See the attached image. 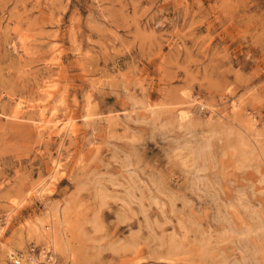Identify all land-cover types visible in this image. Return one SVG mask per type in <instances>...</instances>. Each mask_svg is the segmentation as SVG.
<instances>
[{
  "label": "rangeland",
  "instance_id": "obj_1",
  "mask_svg": "<svg viewBox=\"0 0 264 264\" xmlns=\"http://www.w3.org/2000/svg\"><path fill=\"white\" fill-rule=\"evenodd\" d=\"M51 257L264 264V0H0V264Z\"/></svg>",
  "mask_w": 264,
  "mask_h": 264
},
{
  "label": "bare ground",
  "instance_id": "obj_2",
  "mask_svg": "<svg viewBox=\"0 0 264 264\" xmlns=\"http://www.w3.org/2000/svg\"><path fill=\"white\" fill-rule=\"evenodd\" d=\"M52 90V89H51ZM43 92V95H50L49 92H50V86L49 84L48 85H44V87L42 88L41 90ZM52 92V91H51ZM55 93V92H54ZM41 94V93H40ZM194 101V100H193ZM45 103V102H44ZM235 105V103H234ZM236 107V105H235ZM234 107V108H235ZM42 110V109H41ZM218 110V109H217ZM21 111V110H20ZM43 111V110H42ZM191 111L189 109H181L178 114H177V122H178V126L180 127H184L186 125V122L187 120L190 121L191 119ZM224 113V112H223ZM217 114V112H216ZM214 114V115H216ZM225 114V113H224ZM22 115V114H21ZM37 116V115H36ZM70 116H68L69 118ZM52 118V117H51ZM51 118L47 117L45 115L44 112H41L39 114V117L36 121V128L39 130V131H44V129H50L51 132H55L56 129L58 132H62L66 135L71 134V133H75L76 132V128H75V121L72 117H70L69 119H66V120H62V121H56V120H52ZM36 119V118H35ZM188 125V124H187ZM78 130V129H77ZM67 137V136H65ZM73 137V136H72ZM64 139V138H63ZM63 144V143H62ZM63 146V145H62ZM209 147V146H208ZM208 149V148H207ZM205 150V149H204ZM202 150H200L201 152ZM205 152V151H204ZM182 153V152H181ZM206 153V152H205ZM204 153V157H206V154ZM200 156V154H199ZM62 157V156H61ZM201 158V156H200ZM199 158V159H200ZM184 159V158H183ZM206 159V158H204ZM263 159V158H262ZM202 161V160H201ZM62 168V165H61V161H55V164H54V172H57L59 171L60 169ZM200 168V167H199ZM198 169V168H197ZM43 182V181H41ZM47 186H48V182H45V183H39L36 185L37 187V190L40 192V195L43 196V194L48 190L47 189ZM123 186V185H122ZM50 188V187H49ZM51 191V190H50ZM52 192V191H51ZM43 200V199H42ZM139 205V204H138ZM49 206V205H47ZM48 209V207H47ZM65 211V210H63ZM68 211V210H67ZM66 213V211H65ZM64 214L62 212V209L61 207L59 206H56L55 204V207H52L47 215V221L49 222L50 224V227H48L46 230L47 231H43L41 232L40 228L39 227H36V226H33L30 228L31 232L32 233H35L37 234L41 239H45L49 244H50V247L52 249L53 252H57L58 250H63L64 252H68L69 251L71 252V248L73 247H70V244L68 242L65 241V238L63 237L64 235V229L65 226H66V223H67V220L64 218ZM40 224V222H39ZM43 224V223H42ZM41 224V225H42ZM69 225V223H68ZM43 227V225L41 226ZM67 228V227H66ZM68 231V230H67ZM74 231V230H73ZM72 231V232H73ZM44 233V234H43ZM66 236V235H65ZM74 246V245H73ZM74 250V249H73ZM71 254V253H69ZM78 254V253H77ZM55 255V254H54ZM73 255V254H72ZM74 256V255H73ZM46 257V256H45ZM74 260V259H73ZM17 263H21L23 264V260L21 258H17L16 259ZM31 264H36L35 261H31ZM49 264H56L55 263V257H51V261L49 262Z\"/></svg>",
  "mask_w": 264,
  "mask_h": 264
}]
</instances>
